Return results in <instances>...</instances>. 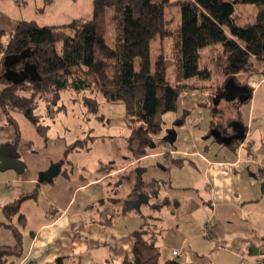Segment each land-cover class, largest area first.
I'll list each match as a JSON object with an SVG mask.
<instances>
[{"label":"crops","instance_id":"0c3cea01","mask_svg":"<svg viewBox=\"0 0 264 264\" xmlns=\"http://www.w3.org/2000/svg\"><path fill=\"white\" fill-rule=\"evenodd\" d=\"M93 11L94 0H0V31L13 30L23 19L40 25L91 19ZM190 83L210 84L199 78ZM247 83L254 94L264 85V74H251ZM5 87L0 82V93ZM208 93L197 88L185 92V100L191 103L196 95V103L204 104ZM182 107L165 128L173 130L171 140L164 131L145 154L126 142L103 158H86L81 149L74 160L64 153L78 134L49 123L45 137L27 116L12 110L20 138L7 122L0 128V146L9 147L25 167L22 172L0 169V244L17 240L3 205L35 190L20 206L25 223L13 219L24 239V254L14 264H124L134 259L132 231L143 215L154 217L161 262L179 256L191 264H263L264 112L251 108L248 119H235L244 123L247 135L232 146L208 135L213 122L202 142L197 131L204 126L198 119L187 124L190 109ZM5 118L0 104L1 124ZM123 119L125 123V108ZM62 159L61 172L52 181L39 180L41 171ZM153 179L161 181L156 196L132 194L141 181ZM155 201L158 208L151 206Z\"/></svg>","mask_w":264,"mask_h":264},{"label":"trees","instance_id":"16d2710c","mask_svg":"<svg viewBox=\"0 0 264 264\" xmlns=\"http://www.w3.org/2000/svg\"><path fill=\"white\" fill-rule=\"evenodd\" d=\"M239 2L263 6L257 21L237 22L234 14ZM173 4L178 7L174 23L167 18V8ZM158 36L172 39L173 79L169 78L163 47L152 60V43ZM218 44L222 46L218 52H204L206 47ZM27 62L35 64L39 77L29 75L19 82L9 78V72L23 70ZM259 72L264 74V0H94L91 19L79 18L61 25H40L35 20L23 19L13 30L0 31V82L6 84L0 93V104L7 120L16 127L17 139L20 129L10 114L12 110L22 112L47 137L50 124L43 113L37 112L39 101L45 99L48 105L60 108L62 92L71 88L82 95L88 106L98 105V94L123 100L125 120L131 130L130 146L137 140L136 151L145 154L163 138L164 116L178 111L182 93L197 88L208 90L205 103L213 114L225 112L220 101L230 77L248 86L249 97L243 102L230 100L235 114L212 125L232 129V121L242 117L241 106L252 98L248 77ZM193 77L215 81L208 85L187 81ZM170 129L166 131L173 133ZM208 135L217 141L211 129ZM79 141L67 145L64 158L79 146ZM160 184L158 179L141 181L140 188L135 187L132 194L147 187L151 196H156ZM34 195L35 190L3 205L6 224L17 240L0 244V264H14L24 254L23 233L13 219L25 223L20 206L24 199ZM151 206L159 207L156 201ZM152 218L143 215L141 225L132 231L136 237L134 259L127 258L124 264H191L179 256L161 262Z\"/></svg>","mask_w":264,"mask_h":264},{"label":"rangeland","instance_id":"374dc122","mask_svg":"<svg viewBox=\"0 0 264 264\" xmlns=\"http://www.w3.org/2000/svg\"><path fill=\"white\" fill-rule=\"evenodd\" d=\"M262 8V5L239 2L236 5L234 16L237 22L240 24L255 22L257 21L259 17L258 13ZM177 17L178 7H176L174 4L170 5L167 8V18L174 23L177 20ZM171 42L172 39L169 37L162 39L158 36V38L155 39L152 43L151 51L152 60L154 61L157 50L163 47V51L168 58L167 68L169 78L173 79L174 60ZM220 49H222V46L218 44L215 47H206L204 52L209 55L218 52ZM207 60L209 61L208 57L206 61ZM195 80L196 78H190L188 81L193 82ZM210 82L211 79H205V83ZM61 95L62 101H60L62 105L60 108H58L59 106L55 104H52L50 106L47 104V101L45 99H41L37 107V112L44 114L43 118L47 123H51V128L54 129V125L56 124V126L58 127H66L65 130L68 134H78L75 135V139H73L71 143L80 140L79 146L72 149V153L67 154V159L71 158L74 160L76 154L81 152V149H83L82 154L86 158L98 155L103 158L108 154V150H110L114 145L121 146L126 142L130 144L129 137L131 134V130L127 123H124L123 115L125 103L123 100H111L102 94H98V105L93 104L88 106L86 105L82 95L71 88L63 91ZM185 95L187 94H181L179 98V107L183 111L184 108L182 106L185 104L186 109H190L189 114L186 115L187 124L192 126L194 123V119H198L201 125L204 126L202 127V129L197 131L202 142L205 141V131L210 127L212 122H223L224 119H228V117L233 116L236 112L234 105L225 97L220 101V106L225 109V112L213 114L208 103H196V98H198V96L193 95L191 103H187V100H185ZM251 108H253V111L256 112H264V85L259 90H256L254 92L253 98H251L249 101L244 102L241 106L240 115H242L245 120L248 119ZM176 113L177 112L169 111L165 114V127L173 125L176 120ZM7 122L9 121L7 120V118H5L4 123H0V128ZM194 129L195 128H193V130ZM133 143L138 145L137 140H134ZM214 145H216L217 147L219 144L218 142H214ZM86 149H89L90 152H87ZM144 191L150 192L147 187L144 189Z\"/></svg>","mask_w":264,"mask_h":264},{"label":"water","instance_id":"95a60500","mask_svg":"<svg viewBox=\"0 0 264 264\" xmlns=\"http://www.w3.org/2000/svg\"><path fill=\"white\" fill-rule=\"evenodd\" d=\"M32 78L39 77L37 68L35 64L27 62L25 68L19 72H9L8 76L14 82H19L24 80L27 76ZM250 94V89L246 85H241L236 82L233 77H230L225 83V93L224 97L228 100L239 99L241 102L248 99ZM220 99V98H219ZM219 99H216L218 102ZM232 134H223L219 127H213L211 129V134L217 139L218 142L230 144L234 139H241L247 135L246 126L240 120L233 121ZM171 131L168 130L166 138L171 140ZM64 159L52 163L46 170L40 172V181H52L55 176H57L62 169ZM25 167V162L18 157H14L9 147L0 146V169L6 170L9 168L15 169L17 172H22ZM264 264V260H263Z\"/></svg>","mask_w":264,"mask_h":264},{"label":"flooded vegetation","instance_id":"af4514ba","mask_svg":"<svg viewBox=\"0 0 264 264\" xmlns=\"http://www.w3.org/2000/svg\"><path fill=\"white\" fill-rule=\"evenodd\" d=\"M220 131L223 133V134H232L234 131H233V127L232 129L229 128V129H224L222 127H219Z\"/></svg>","mask_w":264,"mask_h":264},{"label":"built area","instance_id":"2783aa9c","mask_svg":"<svg viewBox=\"0 0 264 264\" xmlns=\"http://www.w3.org/2000/svg\"><path fill=\"white\" fill-rule=\"evenodd\" d=\"M178 252V251H177Z\"/></svg>","mask_w":264,"mask_h":264}]
</instances>
